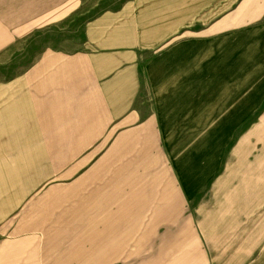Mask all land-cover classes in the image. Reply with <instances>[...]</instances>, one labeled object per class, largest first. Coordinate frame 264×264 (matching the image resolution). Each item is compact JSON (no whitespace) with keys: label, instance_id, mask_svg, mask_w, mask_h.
I'll list each match as a JSON object with an SVG mask.
<instances>
[{"label":"crops","instance_id":"0c3cea01","mask_svg":"<svg viewBox=\"0 0 264 264\" xmlns=\"http://www.w3.org/2000/svg\"><path fill=\"white\" fill-rule=\"evenodd\" d=\"M57 21L77 40L45 48L19 89L0 88V204L30 173L15 142L78 157L128 126L159 127L198 143L199 174L215 165L208 184L191 183L189 162L179 170L205 264H264V0H80Z\"/></svg>","mask_w":264,"mask_h":264},{"label":"rangeland","instance_id":"374dc122","mask_svg":"<svg viewBox=\"0 0 264 264\" xmlns=\"http://www.w3.org/2000/svg\"><path fill=\"white\" fill-rule=\"evenodd\" d=\"M27 1L0 0L8 37L0 88L19 89L45 48H69L78 37L56 20L80 0ZM7 96L0 94V107ZM157 128L128 126L124 140L111 134L78 157H55L53 143L15 142L30 155V173L15 176L13 206L9 198L0 204V264H205L197 197L179 170L183 161L195 165V183L215 165L201 162L199 174L198 143L167 142Z\"/></svg>","mask_w":264,"mask_h":264}]
</instances>
